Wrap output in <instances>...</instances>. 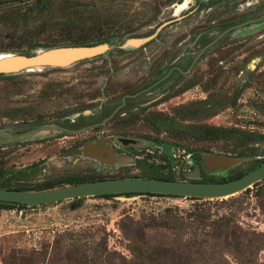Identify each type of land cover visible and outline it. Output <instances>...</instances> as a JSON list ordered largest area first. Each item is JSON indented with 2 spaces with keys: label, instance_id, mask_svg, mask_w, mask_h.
<instances>
[{
  "label": "rangeland",
  "instance_id": "rangeland-1",
  "mask_svg": "<svg viewBox=\"0 0 264 264\" xmlns=\"http://www.w3.org/2000/svg\"><path fill=\"white\" fill-rule=\"evenodd\" d=\"M27 8L0 0V54L75 45L66 38L80 36L107 41V48L65 66L0 73V132L63 121L85 127L0 141L1 187L133 176L222 181L264 163V18L232 29L187 72L173 70L168 81L87 128L127 89L146 87L170 66L186 69L208 37L244 16L256 19L264 0H39ZM206 126L238 133L205 138ZM91 140L112 143L118 161L72 153ZM211 154L236 162L210 168ZM136 242L196 264H264V179L216 198L134 193L0 203V264H130Z\"/></svg>",
  "mask_w": 264,
  "mask_h": 264
},
{
  "label": "water",
  "instance_id": "water-1",
  "mask_svg": "<svg viewBox=\"0 0 264 264\" xmlns=\"http://www.w3.org/2000/svg\"><path fill=\"white\" fill-rule=\"evenodd\" d=\"M229 29L230 28L224 30L218 35V37ZM216 39L207 44L201 52ZM126 41L127 39L123 45L126 44ZM106 48L107 46L105 43L97 45H62L37 50L29 55L21 53L0 54L2 55L0 56V73H10L42 65L65 66L77 60L99 54ZM44 128L70 131L67 128L51 125L29 130L16 136L4 134H0V136L21 137ZM96 149V144L88 143L83 146L82 151L85 154L96 156ZM235 162V159L213 154L206 155L205 157V163L207 166H210V168L225 167ZM263 179L264 164L253 168L237 178L222 182L157 179L152 177H123L84 181L41 190L0 187V202L17 203L25 206H37L79 197L134 193H154L179 197L216 198L232 195Z\"/></svg>",
  "mask_w": 264,
  "mask_h": 264
},
{
  "label": "flooded vegetation",
  "instance_id": "flooded-vegetation-1",
  "mask_svg": "<svg viewBox=\"0 0 264 264\" xmlns=\"http://www.w3.org/2000/svg\"><path fill=\"white\" fill-rule=\"evenodd\" d=\"M209 1V0H208ZM213 1V0H210ZM254 16L253 15H247L241 18V22L239 24L236 25H232V26H228V27H224L220 30L219 33L217 34H213L210 37H208L206 40H204L201 44H200V49L198 51V53L195 55V57L192 59V61L190 62V64L188 65V67L184 70L180 69L179 66H170L165 70H159L157 73L156 78L146 87L139 89L137 91H135L134 93H128V89H127V93H125L122 96V99L120 101L119 104H117L112 110L109 111L108 115H106V117H102L101 119H99V121H97L96 123H92L90 125L87 126V128L90 127H94V126H98L100 124H102L104 121L108 120L109 118H111L113 115H115L120 109L122 108H126L127 107V101L126 99H131L136 97L137 95H139L140 93L144 92V91H152L153 89L157 88L159 85H161L162 83L168 81L169 75L170 73L174 70L177 73H185L187 72L190 67L197 61V59L201 56V54L210 46H212L213 44L217 43V42H221L223 39H225L228 35V33H230L229 31H231L232 29L237 28L238 26L247 24L249 21H253V20H257V19H261L264 18V12L262 13H258L255 16H257L256 19H249V17ZM227 28H230L228 31H226L225 33H223L220 37H218L219 34H221L224 30H226ZM146 38V37H145ZM217 38V39H216ZM214 39H216L213 43H211L208 47H206L202 52L201 50L210 42H212ZM207 41V42H206ZM101 112V111H99ZM121 114V113H119ZM58 126V127H62V128H67L70 131H60L59 129H49V128H44L38 131H35L31 134L28 135H24L21 137H6V136H0V141L1 142H5L8 140H20L23 138H32L34 137V139L38 140L43 138L44 136L50 135L52 133H72L74 131L77 130H81L83 128L77 129V128H73L70 125H68V121H63V122H58V123H53V124H47V125H37V126H32V127H27V128H21L18 125H13L11 132L9 133H2L0 132V134H4V135H11V136H16L18 134L24 133L26 131L29 130H33V129H37L39 127H46V126ZM38 132H40L38 134ZM120 140V138H118ZM122 140V139H121ZM123 142V141H122ZM88 143H94L97 146V149L95 151L96 156L90 155V154H85L82 151V148L85 144ZM72 153L74 155H79V156H88V157H93V158H97L101 161H107V162H117L118 161V157L119 153L116 151V147H114V145L112 143H106L105 141H99V140H91V141H86L85 143H83L82 145H80L78 148H74L72 149ZM264 164V163H263ZM262 165V164H261ZM260 166V165H259ZM258 167V166H257ZM252 170V169H251ZM250 171V170H249ZM248 172V171H247ZM246 173V172H245ZM244 174V173H243ZM134 177V176H133ZM239 177V176H238ZM107 178H123V177H107ZM152 178H157L160 179V177H152ZM161 178H171V177H161ZM173 178V177H172ZM237 178V177H236ZM105 179V178H103ZM233 179V178H231ZM95 180H99V179H95ZM173 180H177V179H173ZM230 180V179H228ZM84 181H94V180H83V181H76L73 183H67L64 185H68V184H75V183H79V182H84ZM191 181H199V180H191ZM222 181H226V180H222ZM222 181H207V182H222ZM1 187V186H0ZM17 189V188H15ZM26 190V189H25ZM41 190V189H40Z\"/></svg>",
  "mask_w": 264,
  "mask_h": 264
},
{
  "label": "trees",
  "instance_id": "trees-1",
  "mask_svg": "<svg viewBox=\"0 0 264 264\" xmlns=\"http://www.w3.org/2000/svg\"><path fill=\"white\" fill-rule=\"evenodd\" d=\"M11 2L25 4L26 7H28V10H33L34 3L39 0H9ZM66 40L69 41L71 44L75 45H96L99 43L107 42L104 40H100L97 37H69ZM207 42V41H206ZM121 41H118L116 44L119 45ZM48 45H29L27 50L37 48V47H43ZM16 48H19L16 46ZM238 133V129H235L233 127L226 128V127H216V126H206L202 128V136L205 138L210 139H227V138H233ZM243 173H240L238 176L242 175ZM236 176V177H238ZM234 177V178H236ZM160 179H174V178H161ZM51 188V187H50ZM48 189V188H46ZM151 195H164V194H154V193H147ZM114 196L111 194L103 195V197H109ZM166 196H174V195H166ZM190 199H194L197 197H187ZM1 204H11V205H20L17 203H6V202H0ZM235 248L236 245H235ZM132 254L133 259H131L130 264H196L194 260L187 259V258H181L179 254H177L174 250L166 247H153V248H147L144 249V247L140 246L139 244L133 243L132 247ZM177 254V255H176ZM79 264H86L83 262H79Z\"/></svg>",
  "mask_w": 264,
  "mask_h": 264
},
{
  "label": "bare ground",
  "instance_id": "bare-ground-1",
  "mask_svg": "<svg viewBox=\"0 0 264 264\" xmlns=\"http://www.w3.org/2000/svg\"><path fill=\"white\" fill-rule=\"evenodd\" d=\"M140 41H142V40H136V42H140ZM126 45H128V40L126 41V44L123 45V47L126 46ZM0 56H2V55H0Z\"/></svg>",
  "mask_w": 264,
  "mask_h": 264
}]
</instances>
